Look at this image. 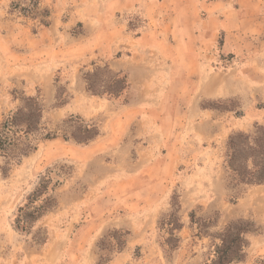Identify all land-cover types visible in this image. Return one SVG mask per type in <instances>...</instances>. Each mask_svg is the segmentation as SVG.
Wrapping results in <instances>:
<instances>
[{"label": "rangeland", "instance_id": "obj_1", "mask_svg": "<svg viewBox=\"0 0 264 264\" xmlns=\"http://www.w3.org/2000/svg\"><path fill=\"white\" fill-rule=\"evenodd\" d=\"M260 1L259 23L244 25L243 51L223 53L221 35L210 56L200 59L206 86L202 84L195 97L212 111L204 117L212 123L211 136L185 133L179 138L181 164L170 170L150 168L143 175L137 166L141 143L163 142V130L168 141H174L185 127L184 119H148L147 108L172 114L178 89H168L169 81L161 80L153 104L134 109L130 103L123 105L127 89L117 98L107 94L118 91L108 67L70 62L52 73L56 101L49 104L42 89L32 94L34 89L26 83L43 74V67L37 72L18 70L17 60L7 49L3 54L0 43V132L18 109L32 105L28 98H38L44 109L42 126L30 141L24 139L9 155H0V264H206L220 244L218 235L240 220L252 233L245 237L242 260L233 264H264V207L255 205L239 214V204L257 185L236 183L226 168L230 137L253 135L264 127V0ZM232 8H239V2ZM10 10L32 21L35 29L43 26L48 14L38 0L14 1ZM244 10L250 14L249 2ZM235 16V11L229 14L228 27L241 31ZM132 17L135 30L143 27L144 16ZM235 39L230 41L233 47ZM162 66L157 71L167 76L170 68L167 63ZM24 73L29 78L20 79ZM167 90L171 94L162 106ZM69 104L81 112L52 116ZM130 115L135 118L126 131L132 135L119 145L103 143L111 129H125L119 118ZM194 117L191 126L204 119ZM28 146L34 149L28 151ZM159 173L162 181L157 185L145 184ZM219 179L227 186L223 198L213 194ZM123 213L134 214L130 221L135 238L128 246L132 233L113 222ZM180 224L184 229L178 232Z\"/></svg>", "mask_w": 264, "mask_h": 264}, {"label": "crops", "instance_id": "obj_2", "mask_svg": "<svg viewBox=\"0 0 264 264\" xmlns=\"http://www.w3.org/2000/svg\"><path fill=\"white\" fill-rule=\"evenodd\" d=\"M14 1L17 0H0L1 52L7 54L4 51L7 49L13 55L19 65L18 70L37 72L40 69L36 68L43 67V74L33 76L26 83L29 89H34L32 94L37 93V89H42L40 93L44 102L52 104L56 101L52 73L59 71L65 63L79 61L91 68L106 66L113 74L126 76L128 97L123 100V105L130 103L134 109L144 103L151 105L155 101L156 88L161 80L169 81L166 84L168 89H178L175 91L177 99L174 100V113L163 111L160 115L154 106H148L147 118L184 119L185 127L174 141H168L167 130H163V142L147 140L146 144L141 143L142 155L137 160V166L142 169L140 175L154 167L170 170L179 166V138H183L185 133L202 138L211 136L212 123L204 117L211 115L212 111L202 105L201 99L195 97L197 89L200 90L202 84L206 86L205 81H202L205 75L200 59L210 56L221 35L224 37L221 46L223 53L235 51L239 54L243 51L244 25L258 24L261 10L260 0H38L41 10L48 14L43 26L35 29L32 21L25 22V19L11 12ZM245 1L251 4L250 14L244 10ZM234 2H239V8H232ZM233 11L236 22H239V25H235L241 31H233L228 27L231 21L229 14ZM138 14L144 16L143 27L135 30L131 20L132 16ZM234 38L235 47L230 44ZM165 63L170 68L167 76L164 70L160 74L157 71L159 66L162 70L165 67L162 64ZM19 77L29 78V75L24 73ZM75 85L72 84L73 87ZM80 89L79 95L83 97L82 93L87 87L84 85ZM170 92H164L162 106ZM62 109L59 108L52 116L57 118L60 114L81 112L72 109L71 104L63 112ZM195 115L204 119L191 126L190 120ZM134 118L132 115L119 118L124 121L125 129L117 132L111 129L101 137L103 143H123L126 137L132 135L126 129ZM131 146L129 144V149ZM157 152H162L161 156H157ZM156 178L145 184L157 185L162 181L160 173ZM226 189L227 186L219 179L215 182L213 194L217 198H223ZM239 205L240 215L255 205H258L259 210L260 205L264 207V185L253 187L251 197ZM131 215L134 214L123 213L113 219L116 228L132 233L126 242L127 246L135 238ZM223 218L224 214L221 216ZM86 230L81 229L80 232Z\"/></svg>", "mask_w": 264, "mask_h": 264}, {"label": "trees", "instance_id": "obj_3", "mask_svg": "<svg viewBox=\"0 0 264 264\" xmlns=\"http://www.w3.org/2000/svg\"><path fill=\"white\" fill-rule=\"evenodd\" d=\"M111 81L112 86L118 91H111L107 93L108 95L117 98L125 93L128 87L126 76L113 74ZM27 103L32 105L18 109L0 132L2 156L9 155L11 148L16 147L22 140L30 141L42 126L44 109L38 98H28ZM90 140L92 138L88 141ZM33 149L27 147L28 151ZM226 168L233 174V180L240 185H264V127H259L253 135L237 134L230 137ZM244 224L243 220L232 222L218 235L220 244L216 245L213 258L206 264H233L242 260L241 252L246 248L245 237L252 233V230L247 228L249 226L244 227ZM182 228L180 224L176 229L179 232ZM174 248L177 249V246Z\"/></svg>", "mask_w": 264, "mask_h": 264}]
</instances>
